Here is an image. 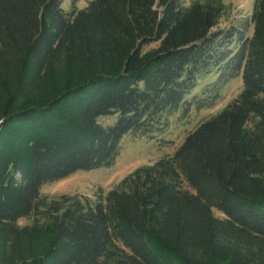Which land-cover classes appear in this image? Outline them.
<instances>
[{
    "label": "trees",
    "instance_id": "16d2710c",
    "mask_svg": "<svg viewBox=\"0 0 264 264\" xmlns=\"http://www.w3.org/2000/svg\"><path fill=\"white\" fill-rule=\"evenodd\" d=\"M64 1L0 0V264H264V0L225 27V0ZM238 76L237 97L106 194H42Z\"/></svg>",
    "mask_w": 264,
    "mask_h": 264
},
{
    "label": "rangeland",
    "instance_id": "374dc122",
    "mask_svg": "<svg viewBox=\"0 0 264 264\" xmlns=\"http://www.w3.org/2000/svg\"><path fill=\"white\" fill-rule=\"evenodd\" d=\"M185 1L189 4L192 0ZM225 2L229 5V13L221 19L219 27H225L232 20L250 15L254 0H225ZM87 3L88 0H79L77 6L83 8ZM63 7L70 10L71 0H65ZM156 45H149L145 49L148 50ZM216 77L215 73L208 74L200 81L195 91L213 82ZM242 84L241 76L229 80L221 87L220 98L214 106L192 109L185 115L179 110L169 116L163 128L151 134L127 133L121 141V152L114 164L92 170H78L65 178L45 184L41 189L42 194L47 197H58L63 194L79 195L91 201L96 200L100 193L106 194L135 169L172 154L186 134L200 121L218 113L237 97L242 90ZM116 119V115H109L100 117L99 121L103 125H108L115 123ZM34 220L33 217L23 218L20 224H31Z\"/></svg>",
    "mask_w": 264,
    "mask_h": 264
}]
</instances>
